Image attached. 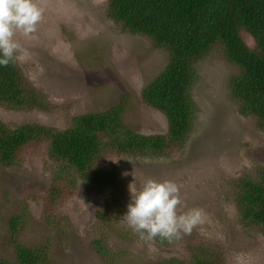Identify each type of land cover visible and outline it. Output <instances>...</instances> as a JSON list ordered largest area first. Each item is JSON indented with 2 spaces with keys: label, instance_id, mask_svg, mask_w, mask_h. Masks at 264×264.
I'll return each mask as SVG.
<instances>
[{
  "label": "rangeland",
  "instance_id": "rangeland-1",
  "mask_svg": "<svg viewBox=\"0 0 264 264\" xmlns=\"http://www.w3.org/2000/svg\"><path fill=\"white\" fill-rule=\"evenodd\" d=\"M43 10L36 32L19 33L15 55L28 86L43 95L44 107L6 110L0 121L10 127L36 123L65 129L72 117L125 106L123 122L138 134H163L162 114L142 101V91L165 67L168 53L149 38L131 35L108 17L107 0H34ZM244 39L248 38L244 35ZM192 126L179 155L153 161L105 158L109 178H119L127 196L120 218L131 203L130 187L147 179L172 181L179 187L183 211L198 208L203 223L169 245L139 238L128 225L108 233L109 252L95 253L90 243L95 210L102 200L83 183L56 210L53 228L45 218L42 197L54 166L42 145L28 147L20 164L0 167V259L16 264L12 240L46 245L50 264H146L186 259L198 248L224 264H264V226L242 221L236 197L238 179L255 177L264 167V130L254 117L239 113L228 83L238 69L216 45L192 65ZM118 168H117V167ZM117 178H114L118 181ZM24 213L26 223L11 237L8 221ZM120 253L119 255H114ZM210 254V255H211Z\"/></svg>",
  "mask_w": 264,
  "mask_h": 264
},
{
  "label": "trees",
  "instance_id": "trees-1",
  "mask_svg": "<svg viewBox=\"0 0 264 264\" xmlns=\"http://www.w3.org/2000/svg\"><path fill=\"white\" fill-rule=\"evenodd\" d=\"M107 9L108 17L122 30L145 36L155 48L168 53L164 69L141 94L144 104L164 116L166 131L133 132L123 122L122 103L72 117L62 130L36 123L10 127L0 121V167L20 164L27 148L35 144L44 147L45 156L54 166V176L42 197L46 221L53 228L59 229L56 210L75 192L77 184L82 182L102 200L95 210L92 227L96 236L90 243L91 249L102 256L109 252V232L126 236L120 233L126 225L120 218V206L130 196L119 178L105 174L102 161L111 157L116 163L129 158L153 161L179 155L192 126L189 91L196 78L192 65L213 46L222 47L225 58L238 69L228 88L239 113L254 117L264 130V0H107ZM0 107H44L43 95L27 85L16 59L8 67L0 66ZM236 186L242 221L251 227L264 226V167L253 178L242 175ZM25 223L24 213L12 216L8 221L10 236L18 234ZM15 241L11 244L16 264H50L48 246H26ZM155 241L170 244L160 238ZM210 254L198 248L191 258L146 264H224ZM0 264L13 263L0 259Z\"/></svg>",
  "mask_w": 264,
  "mask_h": 264
},
{
  "label": "clouds",
  "instance_id": "clouds-1",
  "mask_svg": "<svg viewBox=\"0 0 264 264\" xmlns=\"http://www.w3.org/2000/svg\"><path fill=\"white\" fill-rule=\"evenodd\" d=\"M43 10L34 0H0V66L14 62L20 48L17 33L29 36L36 32ZM131 203L123 221L145 241L160 238L169 243L191 235L203 223L202 210L183 211L180 190L172 181L147 179L140 189L130 187Z\"/></svg>",
  "mask_w": 264,
  "mask_h": 264
}]
</instances>
